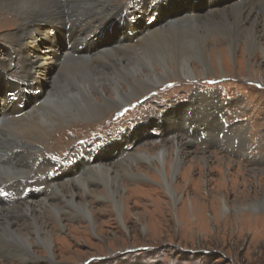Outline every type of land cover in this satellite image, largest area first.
Here are the masks:
<instances>
[{"label":"rangeland","instance_id":"374dc122","mask_svg":"<svg viewBox=\"0 0 264 264\" xmlns=\"http://www.w3.org/2000/svg\"><path fill=\"white\" fill-rule=\"evenodd\" d=\"M140 1L107 0L115 7L109 13H116V10L120 12L122 7L127 10L141 6ZM146 1L152 5L160 4L159 13L153 11L152 17H159L169 10L177 16L173 20L182 18L176 13V7L182 6L181 0ZM189 1L191 3H186V0L182 2L188 9H194L195 4H199L198 0ZM227 1L223 3L224 0H212L214 8L207 9L204 4L208 0H204V4L199 5L198 13L190 15H200L206 20V15L215 9L221 13L228 12V18L231 19L230 14L235 5L232 3L240 1L229 0L230 4ZM251 3H255V0H251ZM162 5H165L163 9ZM0 11V57L8 59L10 47H15L13 51L16 57L8 73L10 78L25 82L27 78L24 75L18 78L17 74L22 62V50L16 39L19 22L11 12ZM255 13L264 19V8ZM212 14L214 19H219L216 12ZM133 15L127 16L132 24L153 26V21L147 19L146 10ZM112 24V28L106 31L108 35L105 33L103 38L107 44L100 45L103 40L98 42L97 50L115 42L121 32L118 19ZM208 24L210 26L211 23ZM124 28L127 29L128 25H124ZM52 29L49 34L56 37L57 44L61 43L59 49L65 48L64 34H57ZM128 35H133L129 28ZM139 35L144 37V33ZM214 35L213 32L212 38ZM261 38L264 44V37ZM215 39L219 43L217 46L208 42L206 47L211 73H206L200 64L192 61L190 68L193 77H170L150 92L131 98L119 111H109L94 120L68 122L63 119L55 122L49 134L43 136L39 152L44 156L47 151L67 166L73 167L76 163L78 174L85 172L80 158L89 155L91 148L102 143L106 146L123 134L127 136V140L118 144V149L113 147L107 150H110L111 156L107 158L106 166L113 170L112 175L119 174L120 209L115 211L99 180L87 181L88 188L84 192L81 186L65 184L64 177L61 179L65 184L62 189L74 193L77 201L86 200L93 218L88 220L74 215L61 197L51 199L50 202L60 209L58 217L64 223L63 228L58 225L47 205L39 206L36 203L28 214L23 212V206L15 205L13 214L6 211L4 214L9 218L8 221L12 220L13 227L19 233H26L33 242V255L23 260V257H17L18 253L9 254L3 249L0 250V264H264V53L259 51L252 57L243 58L240 49L236 48L234 55H228L221 43L224 41L217 37ZM136 43L133 44L135 47L139 45ZM79 51L84 56L94 53L95 49ZM155 70L159 72L158 68ZM76 76V72L69 73L71 83L72 77ZM6 81L5 78L0 79V86H5ZM206 92L215 96L208 97L211 101L209 105H212L208 107L209 110H206V106L202 107L205 105L203 99L201 104L197 102L200 98L198 96ZM195 94L192 107L190 100ZM97 100L100 101L98 97ZM28 101H35L36 105L39 102L36 99ZM20 103L16 101L19 110L13 111L24 113L27 105L22 108L19 107ZM190 108L193 112L189 111ZM173 112L184 114L172 117ZM205 113L210 114L206 128L204 120L199 119ZM188 114H194L196 119L191 121L189 115L188 121L184 120ZM215 119L222 124L218 125ZM185 125L197 132L188 135L185 131L187 129L183 127ZM160 126L161 129H158ZM170 127H177L174 133L166 132ZM31 135L34 138L38 136L34 132ZM172 138L179 144L180 140L187 142L182 162L176 171L171 172V167L164 161L146 162L141 158V153H154L161 144L171 146ZM120 149L124 150L121 154ZM129 154L132 159L125 157ZM222 157L232 162L221 160ZM201 158H206V162ZM190 159L196 162L195 169L191 166L188 168L190 171L185 170ZM71 160L77 161L70 163ZM0 165L8 163L0 162ZM52 168L36 166L34 174L37 176L41 171L49 172ZM165 178L175 195L167 190ZM31 187L44 188L51 193L47 183L35 182ZM29 213L30 216L38 215L40 221L44 222L43 229L49 230L53 258H50L45 248L34 243V234L29 233V224L32 222ZM1 223L4 225L5 221L0 217V226H3ZM4 243L7 242L0 240V246ZM7 245L17 246L10 241Z\"/></svg>","mask_w":264,"mask_h":264},{"label":"bare ground","instance_id":"6f19581e","mask_svg":"<svg viewBox=\"0 0 264 264\" xmlns=\"http://www.w3.org/2000/svg\"><path fill=\"white\" fill-rule=\"evenodd\" d=\"M183 1L180 2L182 5L180 8L176 7L177 15L182 18L173 20L177 17L176 14L167 10L166 14L155 18L152 27L150 24L147 27L143 23L132 24L127 17L130 14L136 15L143 9L146 10V16H148L149 4L146 0L140 1L141 6H134L127 10L122 7V10L120 12L116 10V13H109L115 7L110 5L107 0H0V9L11 12L19 22L16 39L19 40L17 44L22 50L20 52L22 62L18 66L17 74L18 78H21L22 75L27 78L25 82L19 79L21 84L15 85L21 102L24 100V96H28L27 99L36 97L33 93H27L28 95L23 93L25 84H28L27 88L31 90L39 89L36 97L39 101L37 105L35 101L32 103L25 101L27 110L22 114L19 111H13L19 110L18 104L16 105L5 97L8 86H0V93H3L0 95V162L8 163V165H0V217L5 221V224L3 225L2 222L3 226H0V240L7 242L0 246V250L4 249L9 254L17 255L18 253L17 257H23V260L27 256L33 255L31 250L33 242L30 241L26 233H19V230L13 227L12 218L11 221H8L9 218L7 219L4 214V211L13 214L15 205L23 206L25 214L34 209L33 206L36 203L39 206L47 205L58 225L63 228L64 223L58 217L60 209L55 203L50 202L51 199L57 197L60 199L61 197L72 209L74 215H79L82 219L88 220L93 218L92 211L87 208L88 202L86 200L77 201L74 193L62 189L66 183L81 186L85 192L88 188L87 181L99 180L102 182L115 211L118 212L120 209L119 197L121 196L118 189L121 188V185L118 183L119 174L112 175L113 170L106 166L108 165L107 158L111 156L110 150H107L113 147L118 149V144L127 140V136L123 134L107 143L106 146L100 145L91 148L89 155L86 154L85 157L80 158L84 166L83 170H86L84 173L78 174L76 163L73 164L76 170L74 171L73 167L65 165L60 158L51 156L46 149L44 156L39 152L40 146L43 145L40 143L43 136L49 134L53 125L56 124L55 122L63 119H67L68 122L94 120L105 116L109 111H119L131 98L150 92L155 86L161 85L170 77H193L190 68L192 61L200 64L206 73H211L206 47L208 42H212L213 46L219 44L215 37L224 41L220 42L228 55H234L236 48L240 49V56L243 58L245 56L252 57L254 53L259 51L264 53V44L260 41V38L264 37V19L255 13L264 8V0H255V3H251V0L248 2L238 0L239 3H232L235 5L231 14L229 12L232 15L231 19L228 18V12L221 13L214 9L210 13L216 12L219 19H214V15L211 16L209 13L208 16L206 15V20L200 15H190L198 13L199 5L204 4V0H198L199 4H195L194 9H188L186 5H183ZM226 1L224 0L223 3ZM187 2L190 1L186 0ZM204 5L207 9L214 8L212 0H208ZM163 6L165 7V5H162V9ZM152 10H157L159 13L160 4H155ZM168 12L170 13L169 16H167ZM116 17L122 28L115 39L116 44L113 42L97 50L98 42H101L106 31L112 28V23L117 20ZM157 22L158 24L154 26ZM207 22L211 23L210 26ZM126 24L133 35L127 34L128 28H124ZM256 27L259 29L256 30ZM52 28L57 34H65L68 38L67 42L71 44L70 48H55L56 37L49 34L53 30ZM213 32L214 38L211 36ZM141 33H144L142 38L139 35ZM106 35L108 34L106 33ZM95 40H97L96 43ZM103 41V45L107 44L105 40ZM135 42L139 44L137 47L133 45ZM58 45L61 46V43ZM79 45H84V50L92 51L95 49V52L89 55H80ZM13 49L10 47L11 54L6 50V53L9 54L8 59L0 57V79L11 77L8 72L16 57ZM156 68L159 72H156ZM73 72H76L77 76L72 77L71 83L68 75ZM13 90L11 88V91ZM195 96L196 94L190 100L192 107ZM211 96L215 98L211 92L201 94L198 96L200 98L197 102L200 103L203 99L202 103L205 105L202 107L205 108L206 106V110H209L208 107L212 105H209L211 101L208 97ZM97 97L100 101L97 100ZM189 111L193 112L191 108ZM179 114L183 115L184 113L179 112ZM179 114L173 112L172 117ZM189 115H191V121L196 119L194 114H188L184 120L188 121ZM209 117L210 114L206 113L201 118L199 117V119L204 120L205 128L208 125ZM216 122L218 125L222 124L220 120H216ZM184 124L189 125L188 122H184ZM188 125L183 126L187 129L185 130L186 133L188 135L195 134L197 130L189 129L190 126ZM157 128L161 129V126ZM176 128L170 127L166 132L174 133ZM32 132L38 136L34 138L31 135ZM135 136L133 135V137ZM172 140L171 146L167 147L165 144H161L154 153H141V158L143 157L146 162L164 161L166 165L169 164L171 167V172L176 171L182 162L185 154L183 150L186 149L187 142L180 140L181 143L179 144L175 138ZM127 142L129 143V141ZM123 151L120 149L119 153L121 154ZM100 152L103 154H99ZM119 153L118 155H120ZM135 156L137 157V155ZM125 157L132 159L130 154ZM203 158L201 159L206 162V158ZM192 159L189 160V164L187 162L188 166L185 170L191 166L195 169L196 162L193 163ZM223 159L228 160L225 157L221 158V160ZM228 161L232 162L231 160ZM36 166L53 168L49 172L41 171L35 176ZM188 170L190 171V169ZM83 174L86 176L83 177ZM64 177L65 184L61 182ZM35 182L49 184L51 193L46 192L47 190L45 191L44 188L34 189L31 187ZM164 182L170 194L175 195L166 178ZM68 189L71 188L68 187ZM66 194L69 196H65ZM187 194L189 193L187 192ZM29 217L32 221L29 224V233L34 234V243L45 248L49 252L50 258H53L50 251L52 241L49 230L43 229L45 227L44 222L40 221L38 215L30 216L29 213ZM8 241L16 243V248L7 245Z\"/></svg>","mask_w":264,"mask_h":264},{"label":"water","instance_id":"95a60500","mask_svg":"<svg viewBox=\"0 0 264 264\" xmlns=\"http://www.w3.org/2000/svg\"><path fill=\"white\" fill-rule=\"evenodd\" d=\"M104 143H102L101 145H103ZM106 144V143H105Z\"/></svg>","mask_w":264,"mask_h":264}]
</instances>
